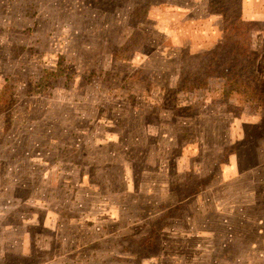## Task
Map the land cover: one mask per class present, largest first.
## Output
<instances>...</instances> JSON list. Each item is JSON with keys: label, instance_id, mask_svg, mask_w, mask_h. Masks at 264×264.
<instances>
[{"label": "rangeland", "instance_id": "obj_1", "mask_svg": "<svg viewBox=\"0 0 264 264\" xmlns=\"http://www.w3.org/2000/svg\"><path fill=\"white\" fill-rule=\"evenodd\" d=\"M242 0H0V264H264V22Z\"/></svg>", "mask_w": 264, "mask_h": 264}, {"label": "crops", "instance_id": "obj_2", "mask_svg": "<svg viewBox=\"0 0 264 264\" xmlns=\"http://www.w3.org/2000/svg\"><path fill=\"white\" fill-rule=\"evenodd\" d=\"M242 18L245 22H264V0H242Z\"/></svg>", "mask_w": 264, "mask_h": 264}]
</instances>
